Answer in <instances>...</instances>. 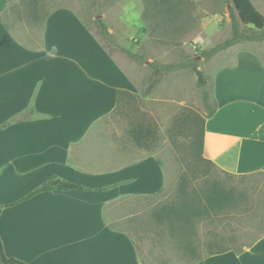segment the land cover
I'll return each instance as SVG.
<instances>
[{"label":"crops","instance_id":"1","mask_svg":"<svg viewBox=\"0 0 264 264\" xmlns=\"http://www.w3.org/2000/svg\"><path fill=\"white\" fill-rule=\"evenodd\" d=\"M9 5L0 0V238L7 257L27 264H151L130 233L110 222L113 202L156 196L167 184L158 157L111 121L130 93L140 95L145 72L109 52L72 8L4 23ZM10 19L41 26L40 37L16 36ZM261 50L234 45L221 52L235 60L217 72L216 107L205 117L203 157L236 175L264 173ZM153 74L144 98L160 110L174 105L159 90L161 73ZM51 177L85 189L24 199ZM257 253H264V233L241 249L163 264H264Z\"/></svg>","mask_w":264,"mask_h":264},{"label":"rangeland","instance_id":"2","mask_svg":"<svg viewBox=\"0 0 264 264\" xmlns=\"http://www.w3.org/2000/svg\"><path fill=\"white\" fill-rule=\"evenodd\" d=\"M39 1L45 11L72 8L109 52L126 56L141 74L145 72L140 95L130 93L128 102L120 103L111 116V121L125 130L135 146L145 154L158 157L166 172L167 184L159 195L125 198L110 205V222L130 233L142 260L163 264L181 261L186 254L201 257L218 248L241 249L263 234L264 173L242 176L225 172L201 157L196 143L205 117L216 107L213 94L217 72L235 60L221 53L223 50L213 56H205L202 52L231 37L233 23L245 33L260 34L262 31L240 20L232 0ZM252 1L264 16V0ZM21 12L27 15V6H23ZM98 18L103 19L109 30L114 29L113 32L110 30L114 42L101 34ZM9 23L13 33L25 41L40 37L41 26L34 27L12 19ZM234 45L264 48V39ZM261 53L264 55L262 50ZM189 61L205 75V89L210 97L207 104L191 63L159 73L158 83L163 82L159 90L161 88L166 100H176L174 105L165 103L164 109L160 110L154 99L144 98L146 86L154 77L150 62ZM166 82H172L173 86L166 85ZM151 98L154 97L151 95ZM160 114L161 117H156ZM106 122L110 123V118ZM137 124L153 129L145 146L138 145L130 135V130ZM184 179L190 196L194 194L193 188L201 189L219 181L234 191L235 200L222 212L206 213L201 218H192L189 223L177 221L173 229H169L167 224L154 218L153 211L178 196Z\"/></svg>","mask_w":264,"mask_h":264},{"label":"trees","instance_id":"3","mask_svg":"<svg viewBox=\"0 0 264 264\" xmlns=\"http://www.w3.org/2000/svg\"><path fill=\"white\" fill-rule=\"evenodd\" d=\"M10 5L2 13V20L6 21L9 16L20 17L22 15L21 8L27 6V14L33 15L35 17L42 16L46 18L52 11H45L42 9L43 4L39 0H9ZM235 8L238 11L240 20L245 25H252L255 29L262 31L260 34L257 33H245L239 30L237 25L233 23L232 35L225 41L215 45L214 47L204 50L202 53L205 56H213L217 52L224 50L234 44L242 41H256L264 39V16L259 11V9L254 5L252 0H232ZM38 20L37 18H35ZM7 23V22H6ZM97 23L100 27L101 34L108 40L113 41L112 33L109 31L108 26L103 21V19L98 18ZM114 42V41H113ZM128 54L143 60V58L138 57L130 51ZM191 63L192 69L197 76L198 84L203 89V97L206 104L209 101V93L205 89L206 79L203 71L198 68V66L193 62H180V63H170V64H156L150 62L149 65L153 68L154 73L159 74L161 72L169 71L177 67H182ZM214 110H212L209 115H212ZM185 121V119H184ZM205 119L202 124L201 131L198 134L197 146L198 151L203 157V146H204V130H205ZM130 135L140 146H145L148 144L147 139L153 135V129L151 127L145 126L143 124H137L130 130ZM204 158V157H203ZM205 159V158H204ZM206 161L214 164L212 161L205 159ZM187 180H182L179 186V194L175 199H172L162 206L155 208L153 211L154 218L162 224H167L169 229H173L175 223L178 221H184V223H189L192 218H201L206 213L222 212L229 208L233 201L235 200V194L232 189H227L219 181H214L211 184H206L204 188L197 189L193 188L194 194L190 196L189 190H187ZM78 189L84 190L85 187L82 185L74 184L66 180H62L58 177H51L46 182L41 184L35 190L30 192L24 199H29L32 196L53 190H71ZM257 255L264 257V253H257ZM0 262L2 264H27L21 260L15 258L7 257L2 240L0 238Z\"/></svg>","mask_w":264,"mask_h":264}]
</instances>
